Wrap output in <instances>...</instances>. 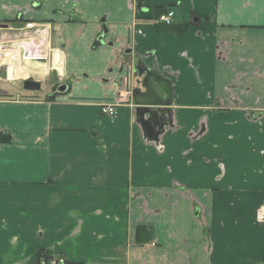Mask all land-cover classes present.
Instances as JSON below:
<instances>
[{
  "label": "crops",
  "instance_id": "crops-1",
  "mask_svg": "<svg viewBox=\"0 0 264 264\" xmlns=\"http://www.w3.org/2000/svg\"><path fill=\"white\" fill-rule=\"evenodd\" d=\"M28 21L50 57L0 85V264H264V0H0V40ZM143 67L172 83L158 141Z\"/></svg>",
  "mask_w": 264,
  "mask_h": 264
},
{
  "label": "water",
  "instance_id": "water-1",
  "mask_svg": "<svg viewBox=\"0 0 264 264\" xmlns=\"http://www.w3.org/2000/svg\"><path fill=\"white\" fill-rule=\"evenodd\" d=\"M193 21L198 23L199 20L197 17H193ZM107 33L108 29L104 26L99 40H103ZM140 71L145 74L143 85L146 91L136 88L132 91V97L134 102L141 106L139 109L141 115H149L148 118L143 117L142 119L146 136L150 140L158 141L160 139L158 128L166 125V113L171 111L170 107L173 105L172 83L151 68L143 67ZM23 88L27 91H39L42 88V82L33 77H28L23 81ZM0 93H6V91L0 90Z\"/></svg>",
  "mask_w": 264,
  "mask_h": 264
},
{
  "label": "built area",
  "instance_id": "built-area-1",
  "mask_svg": "<svg viewBox=\"0 0 264 264\" xmlns=\"http://www.w3.org/2000/svg\"><path fill=\"white\" fill-rule=\"evenodd\" d=\"M157 20L165 25L173 24L175 21L174 9H168L160 13L157 16ZM38 26H41L40 28L43 30L48 28L45 24L42 25L35 21H28L25 28L21 31L22 33L18 37L10 39L13 42L12 44H17V51L13 49L0 51V79L4 76L5 79L13 81L17 78H14V75H17L16 67H25V64L31 62L46 63L49 61V51H45L49 46V41L46 37L42 36L43 32H39ZM10 40H7V43L0 45V47L8 46V41ZM101 107L104 114L110 116L116 115V103H105Z\"/></svg>",
  "mask_w": 264,
  "mask_h": 264
},
{
  "label": "trees",
  "instance_id": "trees-1",
  "mask_svg": "<svg viewBox=\"0 0 264 264\" xmlns=\"http://www.w3.org/2000/svg\"><path fill=\"white\" fill-rule=\"evenodd\" d=\"M168 9H171V7H161L159 9H157V16L164 12L167 11ZM172 25V24H171ZM189 27V24L187 23L186 25H184L183 29H186ZM177 30H182L181 27H179ZM2 96V95H0ZM13 141L12 136L10 135V133L6 132V131H1L0 132V142L3 143H10ZM147 226L141 225L137 228V241L138 243H144L143 241H149L151 239L150 235H149V230L147 229ZM36 264H65V260L62 257H59V255H56L55 253H51L47 250H41L39 252V256H38V261Z\"/></svg>",
  "mask_w": 264,
  "mask_h": 264
},
{
  "label": "rangeland",
  "instance_id": "rangeland-1",
  "mask_svg": "<svg viewBox=\"0 0 264 264\" xmlns=\"http://www.w3.org/2000/svg\"><path fill=\"white\" fill-rule=\"evenodd\" d=\"M5 43H7L6 40H0V45H3ZM12 43L13 42L11 40L8 41V46H1L0 47V51L3 52L6 49H13L14 51H17V44H12ZM20 77H22V76H20ZM20 77L13 81V83L16 84V85H14L11 82H6L5 80H1L2 78L4 79V76H3L0 79V85L5 86V88H7L8 91L13 92V93L18 92V91L22 92V90L20 88L22 86V82L20 80ZM23 78H25V77H23ZM51 90H52V80L49 79V80H46V81L43 82L41 90L38 91L37 93H39V94H47V93H50ZM193 136L195 137V134Z\"/></svg>",
  "mask_w": 264,
  "mask_h": 264
}]
</instances>
